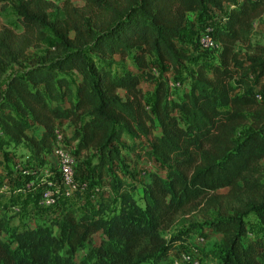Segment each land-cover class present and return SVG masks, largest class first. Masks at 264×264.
Here are the masks:
<instances>
[{
  "label": "trees",
  "instance_id": "1",
  "mask_svg": "<svg viewBox=\"0 0 264 264\" xmlns=\"http://www.w3.org/2000/svg\"><path fill=\"white\" fill-rule=\"evenodd\" d=\"M81 1L13 5L22 32L0 30V149L20 147L41 160L58 122L66 121L75 153L93 155L92 174L116 197L79 211L67 206L35 227L12 225L16 214L1 212L0 264H161L186 243L189 229L172 237L160 230L192 209L204 217L217 211L208 226L222 235V264H264V45L250 43L264 0ZM227 6L212 26L221 46L216 60L194 66L179 100L160 77L149 111L139 76L117 70L115 57L129 59L146 79L149 59L180 74L193 60L176 44L188 15ZM49 39L52 49L29 63L27 51ZM238 44L252 53L241 58ZM12 65L20 70L5 79ZM70 72L79 76L75 84ZM246 124L251 131L236 142ZM152 159L165 174L149 172L137 197L134 182L109 173ZM9 196L0 187V202ZM248 215L261 225L252 238ZM84 248L93 261L75 262Z\"/></svg>",
  "mask_w": 264,
  "mask_h": 264
},
{
  "label": "rangeland",
  "instance_id": "2",
  "mask_svg": "<svg viewBox=\"0 0 264 264\" xmlns=\"http://www.w3.org/2000/svg\"><path fill=\"white\" fill-rule=\"evenodd\" d=\"M18 0H0V30L2 28L8 27L14 30L16 33L22 32L21 26L18 24L14 17L13 5ZM55 4H60L64 0H51ZM75 6H82L81 0H69ZM228 7L221 12H216L211 9H206L203 14L198 12L190 13L187 17L185 26L183 27L182 34L180 38L176 41V44L179 48L187 52L193 60L186 64L180 74H176L172 68L167 64H160L155 60L149 59L148 61V74L151 76L150 79H146L145 76L133 67L132 62L129 59L119 60L118 57H115L117 70H129L139 76L140 86L144 92L145 104L149 111H151L153 103V92L160 77L167 79L168 82H179L182 84L180 88H175L170 90L171 98L178 100L182 90L188 88L189 75L193 74L194 66L198 63L205 62L207 64L216 60L217 55L220 51H203L199 48L197 39L199 34L205 28H211L214 24H219L222 19V15L228 11ZM52 17L53 11H50ZM250 43L251 45H264V13L255 19L253 29L250 33ZM52 41L49 39L47 41L40 42L36 48H31L27 51L26 56L29 58V63L33 57L43 56L52 49ZM237 50L241 58H245L247 54L252 52L247 50L243 44L237 45ZM23 67L28 65V59L22 63ZM20 68L16 65H12L8 72L5 74V79H8L12 74L19 71ZM73 83L75 84L79 80V76L70 72L68 74ZM65 138L64 144L67 146L75 158L76 161V180L80 184L86 186L85 190L82 193H77L69 202H66V205L60 206L59 208H68L71 206L75 210L79 211L83 206L90 204L94 200L100 199L101 197H106L110 195L111 197H116L113 193V190L109 188L108 182L106 179H99L97 175L92 174V168L96 164L95 159L92 158L91 153L89 155L76 154L75 153V144H71L68 138L71 135V132L68 130L69 126H59L58 127ZM251 131L249 124L243 125L239 134L235 138L236 142L241 141L247 132ZM1 138V131H0ZM68 140V141H67ZM20 147H15L9 145L7 147L0 149V187L1 190L16 192L15 197L11 196V199H7L5 202H0V210L3 211L7 216L13 215L11 212V206L17 205L18 212H16L14 220L10 224L17 225L19 227H35L34 225H47L50 221L49 219L54 218V212L51 211H40L39 213L45 214L47 217L44 219L33 218L31 219L26 217L27 209L24 199L30 197L32 200H36V194H26V192L21 191L26 189V184L29 181L28 176L20 174L19 165L21 159L24 155H28L27 151L22 153ZM261 165L264 167V160L261 161ZM49 168V166H48ZM166 167L161 164L156 159L151 161L141 160L137 165H132L131 163H125L124 166L114 165L109 169L111 176H118L121 179L134 182L138 186L136 191V197L139 196L140 186L146 181L149 172H157L160 174H165ZM264 171V168L262 169ZM18 192H17V191ZM226 189L220 190L217 193H224ZM25 195V196H23ZM27 197V198H28ZM24 198V199H23ZM29 199V198H28ZM8 202L11 203L10 206ZM1 211V212H2ZM0 212V213H1ZM217 217V211L212 210L208 213L207 217H204L200 210H189L185 211L182 214L178 215L173 221L172 225L168 229L160 230V234L166 237H172L178 232L188 228L189 233L187 236V241L179 247V249L173 252L170 257L163 261L161 264H222V258L225 255V252L221 246L222 235L213 232L209 226L208 222L214 220ZM38 220V221H35ZM244 220L248 224L249 234L248 238H252L257 235L261 230V225L258 222L257 218L254 215H248L244 217ZM32 223V226L29 224ZM95 242H98V237H95ZM188 258V259H187ZM75 262L81 260L93 261L92 250L90 248H84L79 250L74 256Z\"/></svg>",
  "mask_w": 264,
  "mask_h": 264
},
{
  "label": "built area",
  "instance_id": "3",
  "mask_svg": "<svg viewBox=\"0 0 264 264\" xmlns=\"http://www.w3.org/2000/svg\"><path fill=\"white\" fill-rule=\"evenodd\" d=\"M211 32L212 29L208 27L198 36L197 43L203 51L221 49L220 43L213 38ZM168 84L170 90L182 86L179 82H168ZM256 100L261 102L262 95L258 93ZM64 141L62 133L55 129L53 147L51 148L57 161L55 171H45L44 163H41V160H35L30 155H24L18 167L21 175L29 177L25 187L28 190L38 187L40 193L37 204L46 209H55L66 205V202H69L77 193H82L86 188L84 184H80L76 180V161ZM17 207V205L11 206L12 214L18 212Z\"/></svg>",
  "mask_w": 264,
  "mask_h": 264
},
{
  "label": "crops",
  "instance_id": "4",
  "mask_svg": "<svg viewBox=\"0 0 264 264\" xmlns=\"http://www.w3.org/2000/svg\"><path fill=\"white\" fill-rule=\"evenodd\" d=\"M180 98V97H179ZM179 100V99H178ZM59 126H68V124H67V122L66 121H59L58 122V124H57V129L60 131V129L58 128ZM70 132H72V128H70L69 127V129H68ZM61 132V131H60ZM62 133V132H61ZM63 135V134H62ZM64 138V137H63ZM65 139V138H64ZM20 151H22V153H25V150L23 149V148H21V149H19ZM42 162L44 163V168H45V171H51V172H53V171H55V169H56V163H57V161H56V157H55V154L52 152V149L49 151V152H47V153H45L43 156H42ZM44 160V161H43ZM48 166H49V168H48ZM35 184V183H34ZM2 191V190H1ZM17 191V190H16ZM21 191H24V192H26V194H36L37 195V197H36V200H32V199H30V197H26V199H24L23 201H24V203L26 204V209H27V215H26V217H28V219H31V222H33V218H35L36 217V219H44V220H46L47 219V217L48 216H46L45 214H40L39 212L40 211H44V210H49V211H51V210H53V212L55 213L54 215H55V217L56 216H58L60 213H61V211L63 210V209H65V208H59V207H57V208H55V209H46V208H43V207H41V206H39L38 204H37V202H38V197H39V189H38V187L37 188H32L31 190H28L27 188L24 190V189H22ZM3 192V191H2ZM4 192H6V191H4ZM9 192V191H8ZM18 192V191H17ZM16 194V192H11V194H10V192H9V198L11 199V196L12 197H15V196H13V195H15ZM23 196H25V195H23ZM5 202V201H4ZM2 210H0V212H1ZM3 212V211H2ZM35 219V221H38V220H36ZM37 225H39V224H37ZM29 226H32V223L31 224H29ZM35 226V225H34Z\"/></svg>",
  "mask_w": 264,
  "mask_h": 264
}]
</instances>
